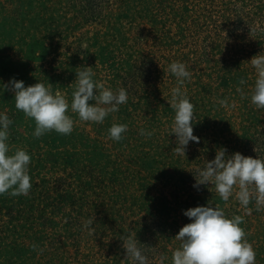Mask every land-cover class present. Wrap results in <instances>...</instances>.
Segmentation results:
<instances>
[{"label":"rangeland","instance_id":"obj_1","mask_svg":"<svg viewBox=\"0 0 264 264\" xmlns=\"http://www.w3.org/2000/svg\"><path fill=\"white\" fill-rule=\"evenodd\" d=\"M261 53L264 0H0V111L13 121L10 150L32 156L33 184L27 195H0V264H135L124 234L143 244L148 264H160V255L172 264L176 236L191 222L184 210L209 203L243 218L255 264H264V205H240L238 186L228 201L210 183L193 187L221 147L264 159V108L251 102L249 63ZM173 61L192 72L183 87L199 140L185 154L172 133ZM82 67H93L105 87L126 88L127 103L103 123L81 121L69 107L71 134L35 137L9 81L50 83L70 105ZM223 98L235 107H221ZM114 123L128 125L121 141L109 137ZM89 218L91 232L83 228Z\"/></svg>","mask_w":264,"mask_h":264},{"label":"clouds","instance_id":"obj_2","mask_svg":"<svg viewBox=\"0 0 264 264\" xmlns=\"http://www.w3.org/2000/svg\"><path fill=\"white\" fill-rule=\"evenodd\" d=\"M86 47V45H82ZM255 69L256 79L252 86L251 102L258 108H264V53L255 55L249 62ZM75 90L69 105L65 95L59 90H53L52 84L39 81L26 86L23 80L12 78L9 81L11 90L15 93V107L26 117L35 121L33 135L37 138L46 132L55 131L68 135L74 128V119L68 114L69 107L81 121L103 123L110 113L119 111L120 105L127 103L128 92L124 87L113 90L105 87L102 81L94 79L93 67L77 68ZM170 72L176 78V86L171 89L170 106L174 109L172 133L178 140L177 152L184 153V147L190 141L199 138L193 134L195 120V105L184 90L186 80L192 78V72L186 63L173 61L169 65ZM247 79L241 77L236 92L244 98V86ZM94 102V103H90ZM221 107H235V101L229 103L228 98L219 99ZM13 123L6 111H0V195L12 197L27 195L33 187L30 174L31 154L24 148L10 150L9 127ZM128 130L126 123H114L108 129V134L114 141H121ZM142 136L151 137L152 131L140 129ZM185 154V153H184ZM195 188L211 184L223 201L233 196L240 205L247 209L252 199H255L257 210L264 205V159L257 156H245L240 152L227 155V149H217L215 158L206 161L199 170ZM250 211V209H249ZM183 215L190 219L176 236L182 241L180 247L172 253V264H255L256 251L246 238V231L241 227L243 218L240 215L229 217L219 205L208 204L184 210ZM93 219L89 218L83 228L89 232L94 229ZM122 247L127 260L135 264H148L143 244L137 237L122 235ZM32 249L37 255L43 249L36 243ZM160 264H165L167 257H158Z\"/></svg>","mask_w":264,"mask_h":264}]
</instances>
